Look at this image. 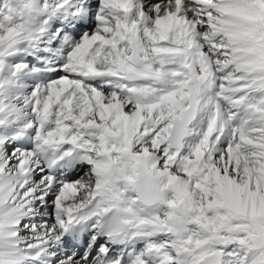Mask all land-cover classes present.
Listing matches in <instances>:
<instances>
[{"label": "snow or ice", "instance_id": "snow-or-ice-1", "mask_svg": "<svg viewBox=\"0 0 264 264\" xmlns=\"http://www.w3.org/2000/svg\"><path fill=\"white\" fill-rule=\"evenodd\" d=\"M0 264H264V0H0Z\"/></svg>", "mask_w": 264, "mask_h": 264}, {"label": "clouds", "instance_id": "clouds-1", "mask_svg": "<svg viewBox=\"0 0 264 264\" xmlns=\"http://www.w3.org/2000/svg\"><path fill=\"white\" fill-rule=\"evenodd\" d=\"M134 188L140 203L144 206L159 205L168 195L162 187L161 179L151 171L141 172Z\"/></svg>", "mask_w": 264, "mask_h": 264}]
</instances>
